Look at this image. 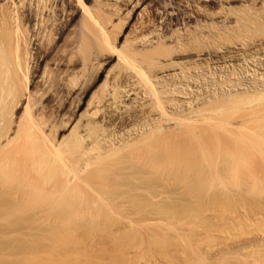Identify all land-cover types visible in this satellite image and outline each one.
<instances>
[{
	"label": "rangeland",
	"instance_id": "obj_1",
	"mask_svg": "<svg viewBox=\"0 0 264 264\" xmlns=\"http://www.w3.org/2000/svg\"><path fill=\"white\" fill-rule=\"evenodd\" d=\"M0 73V264H264V0H0Z\"/></svg>",
	"mask_w": 264,
	"mask_h": 264
},
{
	"label": "bare ground",
	"instance_id": "obj_2",
	"mask_svg": "<svg viewBox=\"0 0 264 264\" xmlns=\"http://www.w3.org/2000/svg\"><path fill=\"white\" fill-rule=\"evenodd\" d=\"M137 2H138V1H137ZM81 5H82V4H81ZM82 10L85 12V11L87 10V8H86L85 6L82 5ZM166 15H167V14H166ZM85 28H86V27H85ZM86 29H87V28H86ZM83 32H84V31H83ZM85 32H86V31H85ZM88 36H89V35H88ZM16 38H17V37H16ZM18 38H19V37H18ZM18 38H17V39H18ZM23 42H24V41H23ZM25 42H26V41H25ZM80 42L82 43V41H80ZM83 43H84V42H83ZM18 44H19V43H18ZM80 45H81V44H80ZM17 47H18V46H17ZM24 47H25V46H24ZM15 48H16V46H15ZM28 51H29V50H28ZM199 59H200V58H199ZM20 60H21V59H20ZM22 61H23V60H22ZM18 62H19V61H18ZM24 63H25V62H24ZM23 66H24V65H23ZM161 66H162V65H161ZM21 67H22V66H21ZM17 68H18V67H17ZM24 68H25V67H24ZM159 68H160V67H159ZM8 71H9V70H8ZM20 71H21V70H20ZM5 73H7V72H5ZM11 73H12V72H11ZM0 74H1V73H0ZM23 74H24V76H26L25 73H23ZM1 76L4 78V76H3L2 74H1ZM199 77H200V76H199ZM127 78H128V77H127ZM0 79H1V78H0ZM7 79H8V78H7ZM7 79H6V80H7ZM24 80H25V79H24ZM1 81H2V79H1ZM3 82H5V80H4ZM25 82H26V81H25ZM16 83H17V82H16ZM3 84H4V83H3ZM7 84H8V83H7ZM22 84H23V83H22ZM103 85H105V84L103 83ZM115 86H116V85H115ZM110 88H111V87H110ZM180 88H181V87H180ZM105 89H106V88H105ZM111 89H112V88H111ZM127 89H128V88H127ZM115 90H116V89H115ZM191 90H192V89H191ZM0 91H1V87H0ZM1 92H2V91H1ZM112 93L114 94V92H112ZM131 93H132V92H131ZM119 96H120V94H119ZM135 99H136V98H135ZM1 101H2V100H1ZM2 102H3V101H2ZM1 104H3V103H1ZM1 104H0V105H1ZM230 105H231V104H230ZM2 106H3V105H2ZM228 106H229V105H228ZM235 106H236V105H235ZM0 107H1V106H0ZM4 108H5V107H4ZM232 108H233V107H232ZM232 108H231V109H232ZM240 108H242V107H240ZM244 108H245V107H244ZM247 108H248V107H247ZM2 109H3V108H2ZM2 109H1V112H2ZM231 109H230V110H231ZM4 110H5V109H4ZM92 112H93V111H92ZM228 112H229V111H228ZM6 113H7V112H6ZM234 113H235V112H234ZM1 114H2V113H0V115H1ZM3 114H4V111H3ZM229 114H230V113H229ZM4 117H5V116H4ZM8 117H9V116H8ZM0 119H1V118H0ZM188 133L193 134L192 132H188ZM5 136H6V135H5ZM140 136H141V135H140ZM160 138H161V137H160ZM32 139L35 140L34 138H32ZM11 140H12V139H11ZM8 142H9V141H8ZM12 142H13V141H12ZM9 143H11V142H9ZM217 143H218V142H217ZM3 146H4V145H3ZM96 148H97V147H96ZM117 148H118V147H117ZM107 149H108V148H107ZM97 150H98V149H97ZM120 150H121V149H120ZM115 151H116V150H115ZM101 152H102V151H101ZM228 157H229V156H228ZM104 158H105V157H104ZM237 158H238V159H242V160L245 159L244 157H241V156H238ZM40 160H41V158H40ZM40 160H39V161H40ZM232 162H233V161H232ZM41 163H42V161H40V164H41ZM229 164H230V163H229ZM238 165H239V163L237 164V162H236V164L234 165V167L237 168ZM48 167H49V166H48ZM230 167H231V165H230ZM230 167L228 166L227 169L230 170ZM239 167H240V166H239ZM239 167H238V168H239ZM234 170H235V169H234ZM236 171H237V170H236ZM237 173H238V172H237ZM237 173H236V174H237ZM0 202H2V201L0 200ZM0 204H2V203H0ZM36 206H38V204H37ZM27 207H28V206H27ZM30 207H31V206H30ZM19 208H20V207H19ZM21 208H22V207H21ZM13 209H14V208H13ZM14 210H15V209H14ZM17 210H19V209H17ZM19 212H21V211H19ZM0 213L2 214V211H1ZM1 214H0V215H1ZM53 234H54V233H53ZM37 243H38V241H37ZM38 245H39V244H38ZM33 246H34V245H33ZM33 246H32V247H33ZM35 246H37V245H35ZM35 246H34V247H35ZM34 247H33V248H30V250H33ZM38 251H39V250H38ZM28 257H29V256H28ZM28 259H29V258H28ZM31 260H32V259H31ZM21 261H22V260H21ZM22 262H23L24 264H31L33 261L31 262L30 260H26V259H25V260H23ZM36 262H37V261H36ZM36 262H35V263H36ZM39 262H40V261H39ZM4 263H5V262H2L1 264H4ZM23 263H22V264H23ZM32 264H33V263H32ZM37 264H38V263H37Z\"/></svg>",
	"mask_w": 264,
	"mask_h": 264
}]
</instances>
